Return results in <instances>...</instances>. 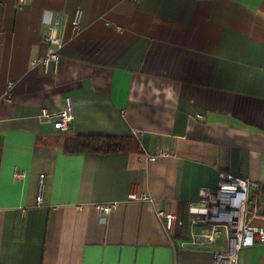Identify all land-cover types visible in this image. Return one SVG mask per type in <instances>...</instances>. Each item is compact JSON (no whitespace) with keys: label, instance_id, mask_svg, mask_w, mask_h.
I'll return each instance as SVG.
<instances>
[{"label":"crops","instance_id":"1","mask_svg":"<svg viewBox=\"0 0 264 264\" xmlns=\"http://www.w3.org/2000/svg\"><path fill=\"white\" fill-rule=\"evenodd\" d=\"M55 17L46 70L31 61ZM65 96L74 119L59 131L40 112ZM77 134L139 148L66 153ZM221 172L249 180L251 223L264 225V0H0V264H211V248L185 245L188 207ZM158 210L179 216L173 233ZM237 264H264V243Z\"/></svg>","mask_w":264,"mask_h":264},{"label":"built area","instance_id":"2","mask_svg":"<svg viewBox=\"0 0 264 264\" xmlns=\"http://www.w3.org/2000/svg\"><path fill=\"white\" fill-rule=\"evenodd\" d=\"M27 0H14L16 9H21ZM82 10L77 8L72 16V29L77 32L81 29ZM61 25L58 17H55L48 26L45 34L47 52L44 57L35 58L31 63H42L46 70L50 67L57 69L59 62L58 48L61 46V37L57 31ZM40 117L53 124L59 131H68L74 119L73 102L71 96H65L63 107L54 112L43 108ZM139 138L140 132L134 131ZM165 153V152H161ZM143 157L153 160L155 155L144 152ZM24 170H17L14 176L22 178ZM43 174L40 175L36 202L42 201ZM249 180L244 177L221 172L216 186H204L199 191L196 202L188 207L189 223L186 246L205 247L218 239H223L224 249H211V264H237L238 253L244 247L264 243V225L251 223V216L258 211V199L248 194ZM128 197L134 200L150 199L146 192H137L133 189ZM117 202L97 204L98 212L108 214L116 207ZM158 218L162 221L166 232L173 233L176 222H181L178 215L169 210H158Z\"/></svg>","mask_w":264,"mask_h":264},{"label":"trees","instance_id":"3","mask_svg":"<svg viewBox=\"0 0 264 264\" xmlns=\"http://www.w3.org/2000/svg\"><path fill=\"white\" fill-rule=\"evenodd\" d=\"M138 148L137 141L129 136L77 134L67 136L63 141L66 153H112Z\"/></svg>","mask_w":264,"mask_h":264},{"label":"rangeland","instance_id":"4","mask_svg":"<svg viewBox=\"0 0 264 264\" xmlns=\"http://www.w3.org/2000/svg\"><path fill=\"white\" fill-rule=\"evenodd\" d=\"M208 247L211 248V249H224L225 246H224L223 243H221V239H218L214 243L210 244Z\"/></svg>","mask_w":264,"mask_h":264}]
</instances>
